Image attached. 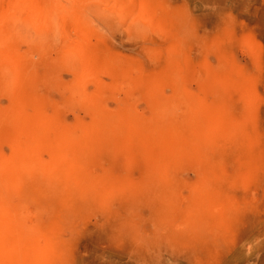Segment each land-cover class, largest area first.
Masks as SVG:
<instances>
[{
    "label": "rangeland",
    "instance_id": "1",
    "mask_svg": "<svg viewBox=\"0 0 264 264\" xmlns=\"http://www.w3.org/2000/svg\"><path fill=\"white\" fill-rule=\"evenodd\" d=\"M59 2L66 16L54 17L46 31L32 25L27 4L16 13V69L32 76L14 89L25 97L33 90L24 104L28 113L38 106L55 119L58 131L74 129L79 120L89 124L95 105L115 115L126 103L148 120L164 101L172 103L177 120L189 121L191 132V122L212 132L209 145L200 141L207 146L200 158L181 161L173 188L152 178L156 155L149 156L147 148L125 151L112 138L99 145L88 141L97 147L74 188L91 202L69 218L77 228L61 233L66 264H264V0H92L75 9L73 0ZM78 26L86 32L80 45ZM83 54L88 63L78 61ZM83 64L95 65V78L80 86L85 101L76 92ZM11 87L0 80L4 157L16 135L2 116L13 109ZM145 132L135 134L134 145ZM167 139L157 137V147ZM210 155L221 183L210 186L208 205L202 206L197 182L211 174L205 166ZM40 158L47 161L48 152L43 149ZM96 178L115 186L107 203L94 200L104 194L101 185H92ZM22 216L24 230L37 232L42 241L50 234V218L35 203H26ZM216 227L219 236L207 239Z\"/></svg>",
    "mask_w": 264,
    "mask_h": 264
},
{
    "label": "bare ground",
    "instance_id": "2",
    "mask_svg": "<svg viewBox=\"0 0 264 264\" xmlns=\"http://www.w3.org/2000/svg\"><path fill=\"white\" fill-rule=\"evenodd\" d=\"M90 1L92 0H73L70 8L75 9L76 6L85 5ZM119 1L125 4V0ZM21 3L28 5L32 25L39 31H46L52 26L54 17L64 18V11L68 10L59 0H8L6 4L4 0H0V67H3L0 80L2 86H12L11 94L14 96L13 109L6 110L2 116L16 131L10 155L4 157L0 154V264H66V255L60 256L65 245L61 233L69 227L77 228L74 222H68L69 218L80 216L81 210L89 200L91 202L90 198L75 193V178L83 170L86 157L96 150L97 144L112 138L110 141L125 151L136 147L147 148L149 156L156 155L153 159L152 178L157 179L158 183L166 188H173L178 184L175 173L181 161L193 156L200 158L199 155L207 147L204 143H208L212 132L207 125L203 127L201 122L197 125L196 122H191L195 117L193 114L189 119L196 131L191 132L186 126L189 121L177 120L171 110L172 103L164 101L155 105L148 120L139 119L126 103L119 107L115 115L107 114L95 105L89 124L79 120L74 129L61 128L58 131L54 130L55 119L44 116L38 106L32 109V113H28L24 104L33 90L27 91L25 97L20 94L19 89L24 87V83L32 75L28 73L27 77L16 69L21 58L13 49L16 40V13ZM142 3L145 4V1ZM139 12L145 14L141 9ZM153 14L151 11V16ZM74 24L79 23L74 21ZM77 30V44L80 45V40H84L86 32L80 26ZM37 46L40 48V44ZM88 57L85 54L80 55L78 61L81 59L82 63H88ZM86 65L83 64V68L78 69L76 76V92L83 101L85 97L80 89L81 83L91 77L95 78V65ZM153 84L152 87L157 89V83ZM14 87L19 89L15 91ZM37 104L41 106L42 102ZM141 131H147L146 138L136 146L134 144L139 139L135 134ZM163 134L169 139L160 141L162 147L159 148L156 144L159 141L156 140ZM88 141H95L97 144H88ZM200 141L204 143L200 145ZM70 147H75L72 154H69ZM43 149L48 152L47 161L40 158ZM160 149L162 150L157 153ZM127 154L131 156L130 153ZM209 157L212 162L209 165L206 163L205 166L209 167L211 174H205L197 182L204 193H201L202 206L208 205L210 186L221 183L220 178L215 175L218 170L217 161L213 160L212 155ZM101 182L102 180L97 178L91 182L92 185L97 184L104 188V194L99 199H93L99 203H107L114 193L115 186ZM86 187L84 184L82 190ZM26 203H35L50 218L51 232L43 241L37 232L20 227ZM200 211L202 212V209ZM110 213L112 212L108 211V214ZM114 218L112 216L108 219ZM219 234L216 227L207 239L215 240Z\"/></svg>",
    "mask_w": 264,
    "mask_h": 264
}]
</instances>
